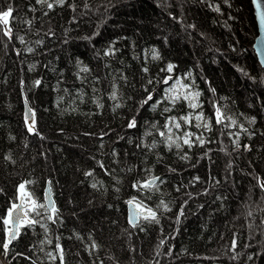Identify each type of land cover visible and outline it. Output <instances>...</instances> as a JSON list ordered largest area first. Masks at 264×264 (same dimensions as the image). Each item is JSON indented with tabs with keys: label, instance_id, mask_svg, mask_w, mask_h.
Listing matches in <instances>:
<instances>
[{
	"label": "trees",
	"instance_id": "1",
	"mask_svg": "<svg viewBox=\"0 0 264 264\" xmlns=\"http://www.w3.org/2000/svg\"><path fill=\"white\" fill-rule=\"evenodd\" d=\"M48 3L0 0L13 9L11 39L0 31V217L21 184L43 205L48 184L57 209L55 223L30 213L39 222L0 246V264H61L57 243L64 264H264V70L249 0ZM171 117L173 139L193 133L191 147L159 135ZM133 198L159 223L130 228ZM7 229L0 220V245Z\"/></svg>",
	"mask_w": 264,
	"mask_h": 264
},
{
	"label": "snow or ice",
	"instance_id": "2",
	"mask_svg": "<svg viewBox=\"0 0 264 264\" xmlns=\"http://www.w3.org/2000/svg\"><path fill=\"white\" fill-rule=\"evenodd\" d=\"M55 2L57 4H59L60 6H63L67 2V0H55ZM36 3L37 4H46L49 9L53 8V4L48 3V0H36ZM255 4H256V9H257L258 17L260 20V24H261V26H264V0H255ZM12 15H13V9H12L11 5H9V7L6 10L0 11V31H2L5 36H8L9 39H11V36H12V29H11V27H9L10 18L12 17ZM20 40H21V42H23V37H20ZM259 43L261 45H264V40H260ZM29 51H31V49H29ZM261 55L264 56V51H261ZM172 69H173V66L171 64L168 65L167 71L171 72ZM82 71H87V69L86 68L82 69ZM145 71H147V69H145ZM170 80H172L171 76L164 79L163 83L167 84ZM36 83L39 84V81H36ZM149 83H151V80L149 81ZM176 84L179 85L180 81L177 80ZM181 86L185 87V88L187 87V85H181ZM175 90H176L175 86H173V88H170L166 91L169 93H172ZM145 91L148 92V89H145ZM191 95H193L194 97H198L200 94L194 93ZM116 97H117V93L114 89L112 94H111V99L115 100ZM168 98L173 103H175L177 100L180 99L179 96H172V95H169ZM184 99L188 100V96L187 95L184 96ZM152 100H153V96H152L151 92H149V94L143 99L141 106H143L145 104H149V102ZM116 106L119 107V104H117ZM152 106L155 107V105H152ZM189 107L192 109H195L197 107V104L189 102ZM164 110L170 111V109H167V108ZM32 116H33L32 126L29 127L30 132L34 131V124H35L34 114H32ZM215 118H216L217 124H221V123H223V121L225 119H228L227 117L224 116V114L221 112V110L219 108L216 109ZM195 119L197 121L202 120L203 114L201 113V114L197 115L195 117ZM179 120L183 121L185 124L191 123V119L189 116H181V117H179ZM232 123L235 124V121L233 120ZM169 124H172L177 130H180L182 127L181 123L177 122L176 117H171L170 120L162 126L164 129H166V132L160 131L159 135L162 138H166V140L168 141L169 148L171 149L172 145H175L177 149L180 148V144L177 143V139H183V143L188 145L189 147H191L192 146L191 137H192L193 133L184 131L181 134V136L176 137V139H173L174 134L172 133V129H171V127H169ZM153 126L155 127V125H153ZM194 126L199 128L201 125L199 123H197ZM127 127L128 128L136 127V120L135 119L130 120ZM204 127L209 131L211 130L210 125L207 123L204 124ZM197 140L199 141L201 146L205 143L204 139H202L201 137H197ZM236 146L239 147L238 142H236ZM182 158H185V157H182ZM100 166L103 167V164H101ZM89 175H91V173H89ZM158 179H159V177H154L151 180H147L143 184L138 183L137 185H134V187H137L138 190L140 188L150 190L152 187H155L156 180H158ZM260 187H261V190L264 191V183H261ZM18 193H19L18 199H21L22 203L21 204H15V203L12 204L9 207V209L7 210L6 216L0 217V220H2L3 225H5V226L10 225L11 226L10 229H8L10 238L8 239L7 242L0 245L3 247L5 252H7L8 248H9V244L13 240L17 239L21 227L32 226L33 224L39 222V221L35 220L33 218V216L30 215V213H34L35 216H40L43 213L41 211H39L38 209H44L45 212L52 213V214L48 215L47 218L49 220H51L53 223L56 222L54 217L57 214V209L55 208L54 205H49L46 207L43 204H37L36 201L34 199H32L31 194L25 192V185L24 184L19 185ZM26 196L28 197V201H30V206L27 208L23 206V201H24V198ZM128 203L130 206H134L135 208H139L142 210V211H133L131 213L129 223L132 224L133 227L136 226V221L145 212H146V214L143 215V218L145 220H151V221H155L156 223H159V220L157 219V216H156V212L153 211L151 208L147 207L146 205H143L142 202H136L135 198H133V200L128 201ZM161 203L163 204V201ZM163 206L165 209H167L166 204H164ZM163 243H164V241H161V244H163ZM233 245L235 246V242H233ZM92 247L93 248L96 247L95 243H93ZM56 249H57V255H58V258L60 259L61 264H64V249H63V247L59 243H57ZM49 255L51 256V254H49ZM51 258L53 260H55V259H57V256H51Z\"/></svg>",
	"mask_w": 264,
	"mask_h": 264
},
{
	"label": "water",
	"instance_id": "3",
	"mask_svg": "<svg viewBox=\"0 0 264 264\" xmlns=\"http://www.w3.org/2000/svg\"><path fill=\"white\" fill-rule=\"evenodd\" d=\"M250 5L252 7V12H253V17H254V23H255V28H256V34L255 37L253 39V43L251 45V48L253 50V54L259 64V66L264 70V56L261 55V51H264V45H261L259 43L260 40H264V26H261L260 24V20L258 17V13H257V9H256V4H255V0H249ZM33 112L31 110V108L29 107V105L24 101L23 102V109H22V119L23 121L26 123V125L28 127L32 126V120H33V116H32ZM151 180V179H150ZM157 181V180H156ZM261 188V187H260ZM22 200L18 199L16 204H21ZM43 203L44 205L47 207L49 205H54V201L52 198V194L50 191V188L48 186V184H46L45 189H44V193H43ZM23 206L24 207H29L30 203L27 201H23ZM133 211H142L139 208H135L134 206H130L129 204L126 207V214H125V220H126V224L130 227L133 228V225L129 223V219H130V215ZM145 213H143L138 220L136 221V224L139 222V219L141 217H143V215H145ZM10 225L8 226V229H10ZM6 232V242L8 241V239L10 238L9 236V232Z\"/></svg>",
	"mask_w": 264,
	"mask_h": 264
},
{
	"label": "rangeland",
	"instance_id": "4",
	"mask_svg": "<svg viewBox=\"0 0 264 264\" xmlns=\"http://www.w3.org/2000/svg\"><path fill=\"white\" fill-rule=\"evenodd\" d=\"M255 37V36H254ZM254 39V38H253ZM252 43H253V40H252V42H251V45H252Z\"/></svg>",
	"mask_w": 264,
	"mask_h": 264
}]
</instances>
